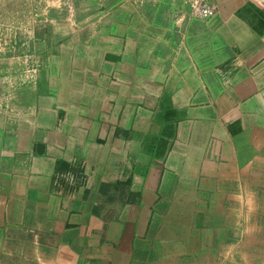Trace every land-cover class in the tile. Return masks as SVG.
<instances>
[{
  "label": "crops",
  "instance_id": "obj_1",
  "mask_svg": "<svg viewBox=\"0 0 264 264\" xmlns=\"http://www.w3.org/2000/svg\"><path fill=\"white\" fill-rule=\"evenodd\" d=\"M209 2L44 4L0 98V264H264V0Z\"/></svg>",
  "mask_w": 264,
  "mask_h": 264
},
{
  "label": "rangeland",
  "instance_id": "obj_2",
  "mask_svg": "<svg viewBox=\"0 0 264 264\" xmlns=\"http://www.w3.org/2000/svg\"><path fill=\"white\" fill-rule=\"evenodd\" d=\"M52 1L0 0V98L4 87L7 96L12 94L15 81L26 80L28 74L35 73L42 65L33 58L30 38L31 32L38 27L35 17L46 15L45 7ZM10 86L12 91L8 92Z\"/></svg>",
  "mask_w": 264,
  "mask_h": 264
},
{
  "label": "built area",
  "instance_id": "obj_3",
  "mask_svg": "<svg viewBox=\"0 0 264 264\" xmlns=\"http://www.w3.org/2000/svg\"><path fill=\"white\" fill-rule=\"evenodd\" d=\"M185 2L190 7L193 15L199 18H213L218 13V6L210 3L209 0H185Z\"/></svg>",
  "mask_w": 264,
  "mask_h": 264
}]
</instances>
